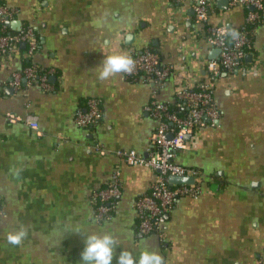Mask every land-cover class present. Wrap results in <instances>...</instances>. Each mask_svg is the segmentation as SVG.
<instances>
[{"label":"crops","instance_id":"crops-1","mask_svg":"<svg viewBox=\"0 0 264 264\" xmlns=\"http://www.w3.org/2000/svg\"><path fill=\"white\" fill-rule=\"evenodd\" d=\"M194 0H0L19 9L6 23L31 27L36 47L24 44L0 58V264H80L85 233H111L114 254L133 256L147 247L164 264H264V25L254 29L250 61L211 79L205 71L212 49L193 24ZM209 23L239 29L247 8H224L208 0ZM197 34V36H196ZM155 51L171 67L162 83L98 79L107 55ZM47 74L50 90L13 74L27 64ZM211 85L219 112L215 128L185 139L176 163L201 173L197 198H178L160 234L137 231L134 201L147 194L156 173L127 166L114 152L146 156L157 121L144 110L155 100L173 105L180 87ZM96 98L102 111L95 125L81 128L74 112ZM181 111L183 109L181 108ZM6 114L36 118L38 131L10 124ZM105 151L103 155L93 146ZM119 171L121 194L112 219L97 223L90 198ZM25 226L21 245L6 240ZM113 264H116L115 257Z\"/></svg>","mask_w":264,"mask_h":264},{"label":"built area","instance_id":"built-area-1","mask_svg":"<svg viewBox=\"0 0 264 264\" xmlns=\"http://www.w3.org/2000/svg\"><path fill=\"white\" fill-rule=\"evenodd\" d=\"M229 5L247 8L244 23L239 29L209 23L212 9L208 0H194L192 6L193 24L199 28L202 26V38L212 50H219L217 59L206 61L205 64V71L211 79L218 78L222 73L230 74L244 65L254 29L264 25V0H229ZM18 14L17 8L0 6V58L10 56L18 50L19 44L25 45L23 55L26 59L33 55L36 41L31 27L21 24L12 32L6 30V23L15 19ZM249 25H252L250 29ZM128 55L135 61V68L131 74L122 73L127 80L140 78L143 82L162 83L170 75L171 67L162 64L159 55L153 50L129 51ZM38 72L34 66L28 65L20 74H13L11 85L17 88L20 79H24L27 84L36 83L42 91H49L47 74L39 75ZM174 99L176 106L185 110L182 115L170 111L168 104L155 100L144 107L145 112L157 121V127L149 136L150 148L146 150V156H141L132 149H118L114 152L125 165L147 168L156 173L148 193L138 197L133 203L137 231L142 235L160 234L165 217L178 198H197L201 173L197 169L182 166L175 160L186 148V136H192L199 128H215L218 125L219 112L208 81H199L192 87H180L175 92ZM101 115L99 101L88 98L84 108H78L74 112L73 123L77 127L86 128L97 124ZM5 119L10 124L23 123L31 130L38 131L37 120L32 116L21 118L6 114ZM93 148L100 155L105 153L99 145ZM119 176V171L114 170L106 186L91 195L93 219L97 223L112 219L121 194ZM170 176L191 177L193 183L170 186L167 182Z\"/></svg>","mask_w":264,"mask_h":264},{"label":"clouds","instance_id":"clouds-1","mask_svg":"<svg viewBox=\"0 0 264 264\" xmlns=\"http://www.w3.org/2000/svg\"><path fill=\"white\" fill-rule=\"evenodd\" d=\"M134 68L135 61L129 55L123 53L107 55L100 63L98 79L107 80L118 74H131ZM73 233L84 234L80 264H113L114 257L116 264H164V258L157 251L149 250L147 247L139 253L138 258L127 250H121L118 255L114 254L116 239L111 233L89 234L82 231ZM27 235L28 230L22 225L19 229L8 232L6 240L9 244L18 246Z\"/></svg>","mask_w":264,"mask_h":264},{"label":"water","instance_id":"water-1","mask_svg":"<svg viewBox=\"0 0 264 264\" xmlns=\"http://www.w3.org/2000/svg\"><path fill=\"white\" fill-rule=\"evenodd\" d=\"M219 3H221L220 7L224 8L227 3V0H217ZM249 9H251L249 7ZM9 24V22H7ZM10 25V24H9ZM12 26H15V27H19L20 24L18 22H13L11 23ZM219 53V50L218 49H213L210 54H209V57L212 58L215 54H218ZM251 60V56L250 55H246L245 56V61H250ZM188 136H186L187 138ZM168 184L170 186H173V185H190L193 183V179L191 177H175V176H170L168 178Z\"/></svg>","mask_w":264,"mask_h":264},{"label":"trees","instance_id":"trees-1","mask_svg":"<svg viewBox=\"0 0 264 264\" xmlns=\"http://www.w3.org/2000/svg\"><path fill=\"white\" fill-rule=\"evenodd\" d=\"M0 6H2V5H0ZM23 26H24V24H22ZM252 27V25H249L248 26V28L250 29ZM8 28L6 27V30H7ZM250 51V49L248 50V52ZM28 65H30L29 63L27 64V66ZM38 74L39 75H42V74H45L44 73V71H40V72H38ZM177 104H176V102H174V104L173 105H169V108H170V111H172V112H175L176 114H180V115H182L184 112H185V110H183V111H181V107H177L176 106Z\"/></svg>","mask_w":264,"mask_h":264}]
</instances>
